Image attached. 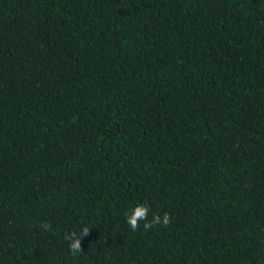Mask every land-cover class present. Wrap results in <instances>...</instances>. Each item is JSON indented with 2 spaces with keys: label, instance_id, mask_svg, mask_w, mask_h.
<instances>
[{
  "label": "trees",
  "instance_id": "trees-1",
  "mask_svg": "<svg viewBox=\"0 0 264 264\" xmlns=\"http://www.w3.org/2000/svg\"><path fill=\"white\" fill-rule=\"evenodd\" d=\"M0 264H264V0H0Z\"/></svg>",
  "mask_w": 264,
  "mask_h": 264
},
{
  "label": "clouds",
  "instance_id": "clouds-1",
  "mask_svg": "<svg viewBox=\"0 0 264 264\" xmlns=\"http://www.w3.org/2000/svg\"><path fill=\"white\" fill-rule=\"evenodd\" d=\"M151 212V205L147 202L137 203L134 205L125 215L126 222L131 229L132 232H136L142 228L144 231H148L155 227L156 225L163 224V226L167 227L171 223L170 214L165 212L163 216L152 213L151 219L149 220V214ZM40 227L44 230H51L50 224L47 222H42ZM89 232V228L84 226L80 233L77 234L75 231L68 234L65 238L70 241L69 248L73 255L82 251V238L86 236Z\"/></svg>",
  "mask_w": 264,
  "mask_h": 264
}]
</instances>
